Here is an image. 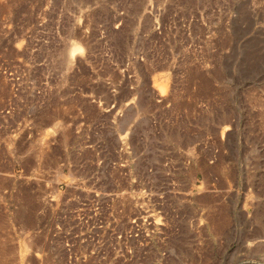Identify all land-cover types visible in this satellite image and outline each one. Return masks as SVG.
Returning a JSON list of instances; mask_svg holds the SVG:
<instances>
[{
	"label": "rangeland",
	"instance_id": "rangeland-1",
	"mask_svg": "<svg viewBox=\"0 0 264 264\" xmlns=\"http://www.w3.org/2000/svg\"><path fill=\"white\" fill-rule=\"evenodd\" d=\"M0 264H264V0H0Z\"/></svg>",
	"mask_w": 264,
	"mask_h": 264
}]
</instances>
